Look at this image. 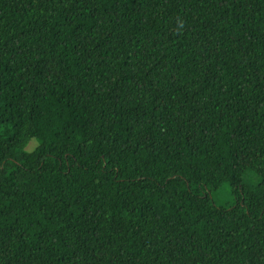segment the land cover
I'll list each match as a JSON object with an SVG mask.
<instances>
[{
  "label": "trees",
  "instance_id": "obj_1",
  "mask_svg": "<svg viewBox=\"0 0 264 264\" xmlns=\"http://www.w3.org/2000/svg\"><path fill=\"white\" fill-rule=\"evenodd\" d=\"M0 264H264V0H0Z\"/></svg>",
  "mask_w": 264,
  "mask_h": 264
},
{
  "label": "rangeland",
  "instance_id": "obj_2",
  "mask_svg": "<svg viewBox=\"0 0 264 264\" xmlns=\"http://www.w3.org/2000/svg\"><path fill=\"white\" fill-rule=\"evenodd\" d=\"M36 143L32 142L29 145V149H32ZM246 180L250 182L257 181V177H253L250 173L246 175ZM213 198L215 203L221 207H231L236 203V199L232 194V189L228 183H224L213 192Z\"/></svg>",
  "mask_w": 264,
  "mask_h": 264
}]
</instances>
